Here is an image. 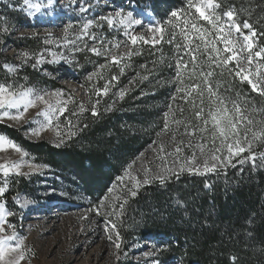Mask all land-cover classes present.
Wrapping results in <instances>:
<instances>
[{"label":"snow or ice","instance_id":"6c2138e0","mask_svg":"<svg viewBox=\"0 0 264 264\" xmlns=\"http://www.w3.org/2000/svg\"><path fill=\"white\" fill-rule=\"evenodd\" d=\"M22 2L25 7L20 10H27L29 15L53 5V0H48L47 5L32 3L31 0ZM73 3L82 14L93 8L90 0L82 3L73 0ZM250 17L251 12L249 18L241 19L234 5L224 10L220 0H187L184 7L171 10L166 21L148 23L146 31L150 36L136 32V28L144 27V20L123 8L91 18L82 16L78 25L69 23L62 38L71 45L72 53H90L104 60L85 78L88 82L85 94L91 101L90 109L83 101L76 102L64 89L49 91L21 83L27 78L20 77L19 72L30 59L34 61L31 64L34 69L45 62L56 63V59L46 60L42 53L30 56L23 52L18 57L20 64L3 65L15 79L0 82V125L8 128L26 126V135L30 138H38L45 131L54 130L59 144H63L76 135L73 131L76 126L65 117V113L71 111V116L75 117L91 111L95 117L99 115L101 97L108 96L116 88L112 94L123 100L136 85L153 76L158 64L165 63V57L161 55L159 60L152 61L151 69L147 64L141 65L144 74L137 73L129 80L128 86L118 87L125 69L131 67L132 57L142 54L138 45L155 48L167 43L173 48L174 59L167 63V67L173 69L174 75L164 83L172 86L174 92L167 110L163 112L159 131L154 130L157 139L151 142L152 151L159 161L156 171L152 167L145 168L141 179L139 175L132 174L130 164L124 174L116 178L123 185L121 194L114 198L108 195L101 197L81 217L82 220L89 219L91 213L104 218V232L117 250V259L122 237L111 218L123 216L128 198L136 197L141 186L154 181L163 185L173 177L179 179L185 172L191 175L226 172L228 167H236L233 160L237 157H240L237 163L248 162L253 169L264 167V151H257L264 148V106H258L248 94L235 88L237 83L246 84L251 92L264 98V43H261L264 30L258 31ZM105 25L117 35L109 38L104 32ZM70 30L74 39L69 38ZM7 31L5 28L4 32ZM122 46L127 49L124 53L119 52ZM52 55L56 57L57 53ZM59 59L65 60L66 57L60 54ZM113 67L119 71L113 73ZM100 81H104L102 85ZM156 83L159 85L161 81ZM146 94L141 92V95ZM70 104L76 105V109L70 110ZM32 110H35L34 116ZM61 117H65L63 126L67 132H61ZM9 149L20 154V159L12 161L0 156V174L5 178L0 184V264H22L25 260L30 264L35 252L28 248L27 237L21 235L16 224L10 221L16 212L9 210L5 194L11 188L10 174L31 175L41 166L29 163L25 159L29 153L6 133H0V152ZM24 166L30 169L28 173L21 170ZM125 178L131 187L124 184ZM205 187L209 185L205 184ZM112 191L110 187L108 192ZM18 199L19 194L13 198V203ZM237 259L235 255L230 256L231 264H236Z\"/></svg>","mask_w":264,"mask_h":264},{"label":"trees","instance_id":"16d2710c","mask_svg":"<svg viewBox=\"0 0 264 264\" xmlns=\"http://www.w3.org/2000/svg\"><path fill=\"white\" fill-rule=\"evenodd\" d=\"M146 2L157 21L163 22L171 10L184 7L187 0ZM220 3L224 10L234 5L241 19L249 18L251 12L250 22L258 31L264 30V0H220ZM137 47L142 54L132 57L131 67L120 77L125 86L142 71L141 65L147 64L151 69L152 61L159 60L161 55L165 63L157 65V71L142 83V89L135 86L123 100L117 101V108L105 113L101 104L95 117L91 111L76 116L73 130L76 135L65 143L53 146L43 141L31 142L19 130L2 125L0 133L13 138L37 162L50 166L59 176H66L68 184L79 185L89 197H103L108 185L121 175L120 169L133 160L128 159L145 151L147 144L155 140V131L162 124L161 113L167 110L174 92L172 86L156 83L174 75L173 69L167 67L174 59L173 48L167 43L155 48ZM235 88L248 94L251 100L261 99L246 84L237 83ZM142 91L147 94L141 95ZM237 160H233L236 167H228L226 172L207 175L185 172L179 179L173 177L163 185L154 181L141 186L136 197L128 198L123 216L118 219L122 241L126 242L134 232L154 230L172 235L161 239L166 247L161 254L172 253L184 264H231L232 255L238 257L236 264H264V167L253 169L250 163L243 165ZM9 181L10 197L28 192L24 178ZM205 184L210 185L209 191Z\"/></svg>","mask_w":264,"mask_h":264},{"label":"rangeland","instance_id":"374dc122","mask_svg":"<svg viewBox=\"0 0 264 264\" xmlns=\"http://www.w3.org/2000/svg\"><path fill=\"white\" fill-rule=\"evenodd\" d=\"M31 2L41 5L48 4V0H31ZM79 2L82 3L83 0H79ZM90 2L93 8L86 14L80 13L73 0H53L52 7H42L40 12L29 15L27 10H20L25 7L22 0H0V82L5 79H15L3 67L5 63L20 64L18 57L23 52H28L30 56L34 53H42L46 60L56 59L58 62H45L34 69L31 67L34 61L30 59L19 72L20 77L27 78L21 80V83H28L49 91L64 89L66 93L74 97L76 102L83 101L87 108H91L89 96L85 94L88 91V82L85 78L90 72L94 71L97 64L104 63V60L90 53L73 54L71 45H68L62 38L65 26L69 23L78 25L81 23L82 16L91 18L99 14L106 15L120 8H123L126 12L132 11L136 18L144 20V27L136 28V32L143 33L145 36H150L146 31L147 24L158 21L146 0H90ZM5 28L8 29L7 33L4 32ZM104 32L109 38L117 35L114 30H109L106 25ZM69 38L74 39L71 30ZM120 39H123V37H120ZM126 51L127 49L123 46L119 49L120 53ZM53 53H57V56L53 57ZM60 54L64 55L66 59L60 60ZM141 70L140 73L144 74V70L142 68ZM111 71L116 73L119 69L113 67ZM105 75H107V71H105ZM134 77L136 75L132 76L131 79ZM121 80L118 87H125ZM103 82L100 81L99 83L102 85ZM161 82L165 84L164 81ZM81 85L85 86L82 87ZM136 86L142 89V83ZM116 91L117 89L113 88L112 92L105 97L106 99L104 97L100 98L99 105L105 106V113L117 108L119 99L112 94ZM260 98L252 101L258 106H264V98ZM69 108L75 110L76 105L70 104ZM32 115H35V110H32ZM65 117L70 118L73 125H75L77 119H75L76 116H71V111L65 113ZM65 117H61V132H67V129L63 126ZM15 129L19 130L21 135L28 141H43L53 146L61 145L54 130L45 131L38 138H30L26 135V126ZM164 139L167 140L168 137L165 136ZM257 151H264V148H258ZM142 153L143 155H141ZM142 153L136 154L135 157L129 156L128 160H133L120 169L121 175L124 174L125 169L130 164L132 165V174L139 175L141 179H143L145 168L152 167L153 171H156V164L159 161L152 151L151 143L147 144V149ZM0 156H6L12 161L20 159V154L11 149L7 152H0ZM25 159L29 163L41 167L34 170L31 175L16 176L10 174L8 180L11 178H24L27 181L26 189L28 192H18L10 197L12 191L9 190L5 194V199L9 210L16 212V216L9 218L10 221L16 224L17 231L21 235L27 237L26 244L28 248L35 252V257L30 258V264H62L63 258L68 255H74L75 258L68 262L64 259V264H184L178 256L172 253L168 256L161 254L162 249H166L161 244V239H168L172 235L166 236L154 230L134 232L126 242L122 241L121 250L118 253L119 259H117V250L107 240L104 232V218L90 213L89 219H81L89 207L97 203L101 197H89L79 185L68 184L66 176H59L50 166L37 162L30 153L29 157ZM237 159L240 158L237 157ZM246 163H243V165ZM21 170L25 173L30 171L27 166L22 167ZM4 179L3 175L0 174V184ZM124 184L131 187L128 178H125ZM110 187L113 188L111 193L108 192ZM122 189L123 185L115 179L113 184L108 185L103 196L108 195L114 198L121 194ZM206 189L209 191L210 185ZM17 194H19V199L16 203H13V198ZM25 201H27L26 204ZM40 204L42 205V211L37 209ZM20 205H23V207H20ZM48 210H51L49 213L52 215L46 214ZM111 219L117 224L119 218L112 217ZM50 227H53V229L49 233L41 235L43 231ZM94 233L100 235L102 240L97 238L91 246H84V241L87 242L86 240L89 237H96ZM78 244L81 249L77 250ZM85 247V252L81 255L80 251ZM49 248L53 251L46 254ZM68 251H74V253L68 254L66 253ZM38 253L43 255L38 257ZM29 257H31V253H29ZM22 264H29V260L23 261Z\"/></svg>","mask_w":264,"mask_h":264},{"label":"bare ground","instance_id":"6f19581e","mask_svg":"<svg viewBox=\"0 0 264 264\" xmlns=\"http://www.w3.org/2000/svg\"><path fill=\"white\" fill-rule=\"evenodd\" d=\"M41 204L40 205H38V210H41ZM42 211V210H41ZM49 212H51V210H48L47 211V213L46 214H49V215H52L51 213H49ZM53 229V227H50V228H48V229H46L45 231H43L42 233H41V235L42 234H46V233H49L51 230ZM95 235H96V237H89L86 241L87 242H85L84 241V246H86V247H89V246H91L92 245V243H94V241L98 238V240H102V238L100 237V235H98V234H96V233H94ZM81 245V244H80ZM83 246V245H82ZM81 246V247H82ZM86 247L85 248H83L80 252H81V255H83V253L85 252V250L84 249H86ZM80 247H79V244L77 245V250L79 249ZM31 249V248H30ZM81 249V248H80ZM51 251H53L51 248H49V250H47L46 251V254H49V253H51ZM71 252H73L74 253V251H71ZM70 251H68V252H66V253H68V254H72ZM37 253V252H36ZM41 255H43L42 253H38V257L39 256H41ZM64 256V255H63ZM73 258H75V256L73 255H68L67 257H64L63 258V262H62V264H64V259H66V261L68 262L69 260H72Z\"/></svg>","mask_w":264,"mask_h":264}]
</instances>
